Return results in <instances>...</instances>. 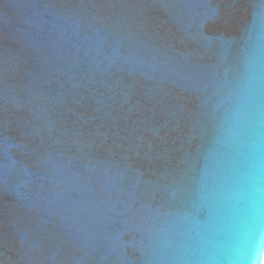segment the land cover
Returning <instances> with one entry per match:
<instances>
[{
  "label": "water",
  "instance_id": "water-1",
  "mask_svg": "<svg viewBox=\"0 0 264 264\" xmlns=\"http://www.w3.org/2000/svg\"><path fill=\"white\" fill-rule=\"evenodd\" d=\"M0 264H264V0H0Z\"/></svg>",
  "mask_w": 264,
  "mask_h": 264
}]
</instances>
